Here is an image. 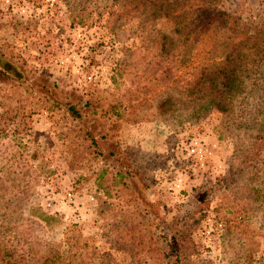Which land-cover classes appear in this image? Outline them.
Listing matches in <instances>:
<instances>
[{
  "label": "rangeland",
  "instance_id": "rangeland-1",
  "mask_svg": "<svg viewBox=\"0 0 264 264\" xmlns=\"http://www.w3.org/2000/svg\"><path fill=\"white\" fill-rule=\"evenodd\" d=\"M214 1L249 24L264 22V0ZM137 5V0H0V57L16 61L24 81L43 76L62 92L89 101L97 120L113 126L121 149L130 153L152 190L137 202L116 194L109 186L110 166L93 155L63 107L21 81L0 82V157L18 150L21 166L30 170L20 214L31 218L30 208L36 206L52 214L48 224L33 219L31 237L43 246L62 244L72 255L95 249L93 264H147L142 254L137 258L122 248L125 233L115 223L123 209L145 241L153 235L158 247L165 248L162 237L173 236L187 256L181 264H264V202L259 196L264 159L245 161L236 153L246 138L228 126V115L222 118L210 109L178 124L156 115L154 100L146 102L152 107L142 108L148 98L142 91L123 116L108 114L109 105L144 83L147 61L155 57L152 38L172 26L163 17L141 22L145 9ZM205 39L185 51L181 45L171 49L168 85L209 57L205 52L213 44L207 46ZM193 140L205 148L201 161L187 154ZM100 169L104 174L96 184ZM175 179L177 187L171 188ZM66 191L73 194L72 203L44 206ZM151 199L157 203L149 204Z\"/></svg>",
  "mask_w": 264,
  "mask_h": 264
},
{
  "label": "trees",
  "instance_id": "trees-1",
  "mask_svg": "<svg viewBox=\"0 0 264 264\" xmlns=\"http://www.w3.org/2000/svg\"><path fill=\"white\" fill-rule=\"evenodd\" d=\"M137 1V7L145 9L141 22L163 17L169 19L172 26L152 38L155 57L147 61L144 83L135 85L134 91L126 92L124 100L109 105V116L118 119L123 116L122 110L132 109V98L137 99L141 91L144 97L148 96L142 102V108L152 107V103L146 102L154 100L155 114L174 118L178 124L214 109L220 111L222 118L228 115V126L241 130L245 136L246 145H241L236 153L240 152L245 161L251 156L264 159V22L249 24L239 14L217 7L214 0ZM204 37L207 46L213 44V49L205 52L209 57H204L203 61L200 58L192 69L183 72L181 80L168 85L171 49L181 45L185 51ZM19 68L16 61L0 57V82L21 81L20 85L26 89L43 93L45 100L63 107L76 121L80 136L93 155L110 166L109 186L116 194L125 193L137 202L138 198H146L152 193L144 176L135 168L130 153L121 149L113 126L97 120L89 101L66 89L62 92L54 81L43 76H36L32 82L24 81ZM158 86L162 89L155 93ZM119 105H122L120 110ZM235 111L236 114L231 116ZM22 160V153L18 150L0 157V237L4 239L0 241V264H93L91 257L98 256L95 249L72 255L68 249L62 248V244L43 246L31 237L33 219L48 224L52 214L40 211L38 206L30 208L31 218L20 214L27 201L30 183L29 167L24 169ZM24 160L26 166L28 161L25 157ZM103 174L104 170L100 169L95 177L96 184ZM259 196L264 202V192ZM151 200L149 204L157 203ZM121 210L122 217L115 226L125 233V237L121 235L122 248L128 249L132 256L139 258L142 254L143 259L146 257L144 260L149 261L147 264H159L160 260L165 264H181V259L187 260L184 248L173 243V236L164 234L165 248L158 247L153 235L147 242L145 234ZM133 228L138 229L129 237L128 232ZM136 264L140 263L136 261Z\"/></svg>",
  "mask_w": 264,
  "mask_h": 264
},
{
  "label": "built area",
  "instance_id": "built-area-1",
  "mask_svg": "<svg viewBox=\"0 0 264 264\" xmlns=\"http://www.w3.org/2000/svg\"><path fill=\"white\" fill-rule=\"evenodd\" d=\"M187 154L193 155L198 161H201L205 157V148L202 147L201 144H199V141L193 140L192 143H190V146L188 148ZM176 179L175 182L172 183V187H177ZM48 198V197H47ZM89 200H93L94 197L90 195ZM73 202V194L70 191H66L65 193L56 196V197H51L46 200L44 203V206L47 208H51L56 205H61L65 203H72ZM42 206V204H41Z\"/></svg>",
  "mask_w": 264,
  "mask_h": 264
}]
</instances>
